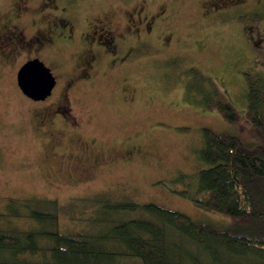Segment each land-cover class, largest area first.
<instances>
[{
	"label": "rangeland",
	"instance_id": "374dc122",
	"mask_svg": "<svg viewBox=\"0 0 264 264\" xmlns=\"http://www.w3.org/2000/svg\"><path fill=\"white\" fill-rule=\"evenodd\" d=\"M210 1L0 0V37L11 28L26 41L56 17L63 32L47 49L0 44V211L14 199H55L62 232H92L91 201L102 193L229 224L177 191L195 190L203 126L249 138L241 94L246 73H264V0ZM129 7L149 31L123 32L118 51L101 49L87 80L76 79L90 53L85 31L99 19L123 30ZM71 20L80 28H67ZM31 56L56 79L42 101L15 80ZM210 95L228 100L239 123L205 106ZM24 219L10 224H34Z\"/></svg>",
	"mask_w": 264,
	"mask_h": 264
},
{
	"label": "trees",
	"instance_id": "16d2710c",
	"mask_svg": "<svg viewBox=\"0 0 264 264\" xmlns=\"http://www.w3.org/2000/svg\"><path fill=\"white\" fill-rule=\"evenodd\" d=\"M245 75L241 98L249 138L237 129L203 126L195 190L177 191L229 224L101 193L91 201L99 212L95 231L68 234L58 227L55 199H14L0 211V264H264V73ZM213 95L205 106L239 123L235 107ZM18 217L34 224H10Z\"/></svg>",
	"mask_w": 264,
	"mask_h": 264
},
{
	"label": "flooded vegetation",
	"instance_id": "af4514ba",
	"mask_svg": "<svg viewBox=\"0 0 264 264\" xmlns=\"http://www.w3.org/2000/svg\"><path fill=\"white\" fill-rule=\"evenodd\" d=\"M214 1V0H213ZM217 0H215L216 2ZM215 2L210 3L213 5ZM132 6V5H131ZM45 7V6H44ZM144 8V7H142ZM44 9V8H43ZM138 11V9H132L131 7L126 8V13H125V26L124 29L121 30L116 27V21H113L112 19H99L100 22L96 23L93 25L90 29H87L84 34V40L86 43H89V51H88V59L83 60L84 63L83 65L85 67L80 68V71L78 73V76L76 79L80 80H87V78L90 76V67L94 65L97 61V57L99 55V52L101 49L105 52H110L111 54L115 53L119 49L120 41L122 40V35L123 32L129 33V35L133 37H138L139 33L141 31L148 30L149 27H151V20L148 18L140 19L139 17H135V13ZM54 16V15H53ZM57 21H51L47 23L45 26L37 27L38 32L32 33L26 41L20 36V32L18 30H14L11 28H4L1 31V36L0 37V44L4 43H10L13 45V47H16L17 45H23L24 44H30L35 47V49H47L55 44V40L60 37L63 32H58L59 29V24L60 21L58 17H56ZM52 20V19H51ZM146 23V25H144ZM67 28L74 30L76 28H80V25L76 24L74 21L71 20V22L66 23ZM16 25V24H13ZM119 27V26H118ZM14 28V26H13ZM66 28V29H67ZM86 28H87V23H86ZM36 29V31H37ZM152 29V28H151ZM150 29V30H151ZM80 30H83L82 28ZM18 31V32H17ZM149 31V30H148ZM8 34H5V33ZM82 32V31H80ZM133 32H136L135 34ZM91 33V35H90ZM9 38H7V36ZM63 36V35H62ZM66 36V35H64ZM131 37L129 38V40ZM8 40V41H7ZM132 41V40H131ZM131 44H126V47H130ZM46 46V47H45ZM12 47V48H13ZM129 49V48H128ZM3 50H0V52ZM36 57V56H35ZM34 58V56H31L29 58H26L24 61H22L19 65V67L28 59ZM18 67V68H19ZM17 68V70H18ZM86 69V70H85ZM16 70V72H17ZM15 80H16V73H15ZM56 80V79H55ZM56 83V81H55ZM54 87V86H53ZM53 90V88H52ZM51 90V93H52ZM50 93V94H51ZM50 96V95H48ZM48 98V97H46ZM44 98V99H46ZM43 100V99H42ZM39 100V101H42ZM38 101V100H37Z\"/></svg>",
	"mask_w": 264,
	"mask_h": 264
},
{
	"label": "water",
	"instance_id": "95a60500",
	"mask_svg": "<svg viewBox=\"0 0 264 264\" xmlns=\"http://www.w3.org/2000/svg\"><path fill=\"white\" fill-rule=\"evenodd\" d=\"M55 81L50 68L38 57L25 61L16 72L18 88L32 100H42L50 95Z\"/></svg>",
	"mask_w": 264,
	"mask_h": 264
}]
</instances>
